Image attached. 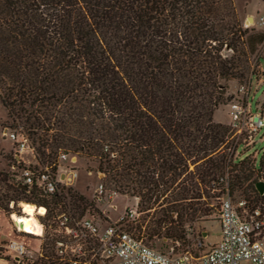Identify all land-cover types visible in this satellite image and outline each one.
<instances>
[{
  "label": "trees",
  "instance_id": "16d2710c",
  "mask_svg": "<svg viewBox=\"0 0 264 264\" xmlns=\"http://www.w3.org/2000/svg\"><path fill=\"white\" fill-rule=\"evenodd\" d=\"M263 43L233 0H0V103L12 121L0 127L21 126L41 165L59 152L95 160L104 187L146 213L133 227L145 241L184 242L203 199L247 182L246 208L264 222V154L255 167L213 118ZM14 163L0 171V210L58 205L21 188Z\"/></svg>",
  "mask_w": 264,
  "mask_h": 264
},
{
  "label": "built area",
  "instance_id": "2783aa9c",
  "mask_svg": "<svg viewBox=\"0 0 264 264\" xmlns=\"http://www.w3.org/2000/svg\"><path fill=\"white\" fill-rule=\"evenodd\" d=\"M259 25L264 28V16L260 18ZM248 88L241 87L242 97L229 102V126L231 138L238 148L236 153L253 150L252 161L256 167L257 157L264 154V114L251 110ZM4 138L15 145L17 157L30 154L35 158L34 147L21 126L15 129L0 127V140ZM257 144H261L259 150L255 149ZM74 161L75 158H70L67 153L59 152L56 162L51 165L40 166L36 162L21 167L18 180L24 186L36 185L48 196L64 199L63 194L67 195L77 179ZM64 162L67 165L62 167ZM106 196V188L102 183L98 184L94 191L95 199L102 201ZM219 201L220 239L200 256L187 250L177 251L178 242L165 251L158 250L149 246L142 236L128 231L124 221H136L138 217L137 209L133 208L125 211L117 221L99 225L92 218L70 212L53 213L52 220L44 222L42 219L48 216L44 207L42 215H35L42 234L33 236L42 239L45 230L56 234L54 253L57 264H264V222L259 211L241 213L238 206L246 208V202L235 206L227 193L222 194ZM11 225L15 235H32L20 231L13 220ZM201 246L199 241L196 247ZM0 247L19 264L33 262L34 258L42 256L40 249L35 252L16 238L0 241Z\"/></svg>",
  "mask_w": 264,
  "mask_h": 264
},
{
  "label": "rangeland",
  "instance_id": "374dc122",
  "mask_svg": "<svg viewBox=\"0 0 264 264\" xmlns=\"http://www.w3.org/2000/svg\"><path fill=\"white\" fill-rule=\"evenodd\" d=\"M234 5L239 17V20L243 26V28L248 29L251 34H254L256 32H260L259 27V17L261 15H256L254 18V24L253 26H250L249 23L252 22L250 20V17L246 13L251 12L255 6H259L260 8H264V0H233ZM248 17V20L246 23V19ZM261 33V32H260ZM263 45L257 46V50L255 54L251 58V73L248 74L246 82L239 84L237 81L230 82L227 89V96H232V98L229 101H226L224 105H221L217 111L214 113V121L220 122L225 125H229L230 120L228 116V104L232 100H238L242 97V94L240 93V88L244 87L247 88L249 86L248 90V102L250 104L251 110L253 112L262 113L264 114V50ZM252 75V77H251ZM251 77V78H250ZM1 92V90H0ZM12 121L6 116V111L4 108H2V105L0 103V126H11ZM263 133V131L260 133V135ZM261 144H257L255 149L259 150ZM253 150L246 151L245 154L243 153V156H249V158L252 160V153ZM18 154L15 152V145L7 138L0 140V171L5 172H11L10 166L13 164L14 160H17L20 162L21 167L27 165V164H35L36 162L39 164L37 157L35 155V158L32 157L30 154H21L19 157H17ZM236 156V154H235ZM261 154L257 157V165L259 163ZM17 163V166L19 165ZM56 162V159L55 161ZM75 169L77 171V179L73 185V187L70 190V193L66 196H64V199H60L58 204L62 201L61 207H58V205H54L52 202H50V205L46 207L48 216L44 217L42 221L44 222H50L52 219L53 213H60V212H70L74 213L78 216H88L92 219H94L97 223L100 225H105L106 223H113L117 221L121 215L125 213L129 208L137 209L136 202L137 200H134L133 198L126 196V195H120L114 190L110 188H106V198L102 201H97L94 197V191L98 184H103V174L98 173L96 171L97 163L95 160L85 157L77 156V159L75 158L74 161ZM42 166L41 164H39ZM67 163H61V166H66ZM264 170V169H263ZM264 182L263 179L258 180L257 182ZM249 182L245 183L242 187V189L235 191L232 195H230V199L232 203L235 206H238L240 202L245 201L246 206L248 204V201H250L253 197V194L251 193L252 190L250 189V186L247 187ZM244 190L245 193H242ZM217 192V191H216ZM215 192V193H216ZM115 193V195H113ZM213 192H210L209 194L212 195ZM82 197L84 200L79 201L77 196ZM110 196V197H109ZM222 194L220 195V197ZM202 201H205L207 203V214L203 215L201 218L195 220L194 222L187 224V238L184 242H178L179 246L176 247L177 251H190L191 253L200 256L208 250V248L213 244L216 243L218 240V219H219V199L214 198H208L203 199ZM32 205V204H31ZM260 205V204H259ZM35 206V205H33ZM43 207L44 206H39ZM10 208H12V203L10 204ZM35 208H37L35 206ZM161 207H155L154 209L150 210L149 215H152L153 213H156L160 210ZM238 209L241 213H247L250 214V211L248 208L239 207ZM35 215H42L43 213H38L37 209H35ZM259 212L260 210L257 209ZM16 215V216H22L23 209L21 208V204L18 205V208L12 209V213L10 215ZM146 213L138 212V217L136 221H130L125 220L124 226L125 228L135 233V225L145 217ZM264 218V213L261 214ZM9 218V214L7 215ZM154 216H156L154 214ZM10 221L12 219L9 218ZM149 220V217H146V223ZM145 224V223H144ZM6 232V233H5ZM4 236L8 239L11 234H14L13 227L10 224V222L6 221L4 224V230H3ZM22 235L21 237H26L30 239H34L33 241H27L26 246L34 249L37 248L38 244L36 242V239L27 235ZM17 236V235H15ZM56 234L54 232L45 230L43 233V237L40 241V254L42 257L35 260L32 264H57V259L55 257V245L54 241L56 239ZM202 242V246L200 248H197L196 245L198 242ZM146 243L158 250L165 251L170 247L171 245H174V242L172 241H166L165 243H162L160 240H152V241H146ZM36 259V258H34ZM0 264H19L17 263L13 257L7 256L4 253V249L0 247ZM23 264V263H21ZM24 264H31V263H24Z\"/></svg>",
  "mask_w": 264,
  "mask_h": 264
},
{
  "label": "bare ground",
  "instance_id": "6f19581e",
  "mask_svg": "<svg viewBox=\"0 0 264 264\" xmlns=\"http://www.w3.org/2000/svg\"><path fill=\"white\" fill-rule=\"evenodd\" d=\"M23 209L22 216L10 215V218L14 221L15 225L18 226L20 231L35 236H40L42 231L35 219V206L28 203H21Z\"/></svg>",
  "mask_w": 264,
  "mask_h": 264
},
{
  "label": "crops",
  "instance_id": "0c3cea01",
  "mask_svg": "<svg viewBox=\"0 0 264 264\" xmlns=\"http://www.w3.org/2000/svg\"><path fill=\"white\" fill-rule=\"evenodd\" d=\"M244 13H246L247 15H248V17H250V20L252 21V22H250L249 23V25L250 26H253V24H254V18H255V16L258 14V15H261V17L262 16H264V8H260L259 6H255L254 8H253V10L251 11V12H247V11H245ZM248 17H247V19H246V23H248L247 22V20H248ZM261 17H259V20H260V18ZM258 20V21H259ZM259 24V23H258ZM259 27H260V25H259ZM260 32L261 33H264V28L263 27H260ZM263 50H264V45H263ZM251 77H252V75H251ZM250 77V78H251ZM218 123H220V122H218ZM134 199V198H133ZM134 200H136V199H134ZM137 203V202H136ZM9 218H10V215H9ZM9 218H8V216L2 211V210H0V230H1V233H0V241H4V240H7V238L4 236V233H3V230H4V224L6 223V221H8V222H10V224H11V221L9 220ZM11 219V218H10ZM218 240L220 239V227H219V222H218ZM6 233V232H5ZM22 235H17V236H15V234H11V236L8 238V239H10V238H16V239H19V240H22L24 243H25V245H26V243H27V241L29 242V241H33V242H35L34 241V239H30V238H26V237H21ZM218 240H217V242H218ZM36 242H37V244H38V246H37V248H35V250L34 249H31V248H29V249H31V250H33V251H38L39 250V247H40V240L38 241V240H36ZM28 244V243H27ZM214 244V243H213Z\"/></svg>",
  "mask_w": 264,
  "mask_h": 264
},
{
  "label": "water",
  "instance_id": "95a60500",
  "mask_svg": "<svg viewBox=\"0 0 264 264\" xmlns=\"http://www.w3.org/2000/svg\"><path fill=\"white\" fill-rule=\"evenodd\" d=\"M20 187L23 189H26V186L24 185H21ZM255 189L258 192V194L262 195L264 193V182H261V181L257 182L255 184Z\"/></svg>",
  "mask_w": 264,
  "mask_h": 264
}]
</instances>
